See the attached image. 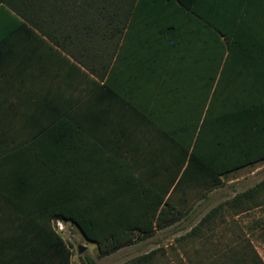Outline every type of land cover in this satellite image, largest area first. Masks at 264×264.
<instances>
[{
  "label": "trees",
  "instance_id": "obj_1",
  "mask_svg": "<svg viewBox=\"0 0 264 264\" xmlns=\"http://www.w3.org/2000/svg\"><path fill=\"white\" fill-rule=\"evenodd\" d=\"M263 161L264 0H0V264H70L57 220L108 256ZM263 206L119 264H264L232 220Z\"/></svg>",
  "mask_w": 264,
  "mask_h": 264
},
{
  "label": "rangeland",
  "instance_id": "obj_2",
  "mask_svg": "<svg viewBox=\"0 0 264 264\" xmlns=\"http://www.w3.org/2000/svg\"><path fill=\"white\" fill-rule=\"evenodd\" d=\"M263 177L264 161L256 163L253 166L239 168L224 177L222 185L211 191L208 199L193 200L190 203V211L176 223L164 229H156L153 237L138 241L108 256H98L96 244L85 239L73 223L55 221L54 226L72 251L70 264H119L131 257L148 252L161 245L170 248L180 258H183L175 246L174 238L188 231L209 208L217 205L226 198L232 197L235 193L254 185ZM256 219H264V206L235 216L232 220L243 232L250 233L249 238L251 244L264 261V227L263 231H261V228H256L253 231L250 229ZM79 246L85 247V250L81 253L78 252Z\"/></svg>",
  "mask_w": 264,
  "mask_h": 264
},
{
  "label": "water",
  "instance_id": "obj_3",
  "mask_svg": "<svg viewBox=\"0 0 264 264\" xmlns=\"http://www.w3.org/2000/svg\"><path fill=\"white\" fill-rule=\"evenodd\" d=\"M83 235V234H82ZM85 238V237H84ZM85 250V247L84 246H79L78 247V252L81 253Z\"/></svg>",
  "mask_w": 264,
  "mask_h": 264
},
{
  "label": "crops",
  "instance_id": "obj_4",
  "mask_svg": "<svg viewBox=\"0 0 264 264\" xmlns=\"http://www.w3.org/2000/svg\"><path fill=\"white\" fill-rule=\"evenodd\" d=\"M56 222H62V221L57 220Z\"/></svg>",
  "mask_w": 264,
  "mask_h": 264
}]
</instances>
